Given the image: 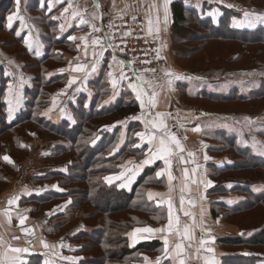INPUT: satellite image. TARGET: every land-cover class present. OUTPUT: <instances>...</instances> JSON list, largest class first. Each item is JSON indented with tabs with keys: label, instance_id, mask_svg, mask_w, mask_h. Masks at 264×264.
Here are the masks:
<instances>
[{
	"label": "crops",
	"instance_id": "obj_1",
	"mask_svg": "<svg viewBox=\"0 0 264 264\" xmlns=\"http://www.w3.org/2000/svg\"><path fill=\"white\" fill-rule=\"evenodd\" d=\"M189 1L191 0H169L167 23H165V0H20L19 16L23 18V24H21V21L15 18L17 14L16 0H0V34H5L10 40H13L12 44L7 46L4 43L6 41L0 40V88L2 89L1 96L5 102L0 107V113L5 118L7 117L8 121H13L19 113H22V104L27 98L25 93L29 92L33 84L31 71L35 65L27 70L26 61L22 60L21 55L29 53L30 63L32 60H38L49 46L43 42L42 37L55 36L56 39L65 37V44L55 49L61 62L57 67L47 72L45 78L50 80L54 77H61V84L49 95V99L47 98L48 102L40 113L41 118L54 125H60L63 122L74 123L72 107H75L76 99H80L84 108L89 106L93 93L92 83L99 75L101 68L105 66L104 80L109 86L110 93L102 100L99 109L113 105L121 95L126 93L139 106L138 112L104 128L110 133L114 129L119 130L117 148L125 142L129 123L134 121L140 123V128L136 133L146 131L142 120L135 119V117L143 116L144 119L150 121L155 118L157 113L165 114L168 130L179 138L184 151L176 150L175 154L169 158L172 181L168 180L167 171L160 177L155 174L159 186L149 187L146 191L147 201L156 208L164 210L166 216L165 222L153 229H163L164 231L152 234L137 233L133 237L131 234L135 229L141 228L137 227L127 234L131 248L144 242L158 241L162 245L161 254L153 259L142 256L141 262L137 264H157L158 259L159 264H179L181 260L184 264H207L209 260L215 261V264H224L223 259L229 253L217 244L218 238L228 235L243 236L244 234L238 227L225 222L220 214L216 218H212V200L208 196L210 191L213 195L218 194L219 196L213 201L227 207H234L245 200L242 191L231 190L235 187V184L232 183L224 185V195L215 194L216 183L210 178V166L215 165V167L221 168L225 162L221 155L213 153V150L220 148L221 144L214 142L212 137L217 132L227 130L228 128H223L227 125L223 126V124H226L225 121L232 117H215L182 101L179 97V85L189 83V90L197 91L195 84H197L198 78L191 80L185 75L173 57L169 39V29L172 23L170 6L172 2H181L184 7L197 12V8L186 3ZM217 1L228 2L230 0ZM96 5L99 7L97 8ZM242 7V11H247V6L246 8ZM73 13H79V15L74 17ZM9 16L14 17L11 28L8 27L7 18ZM135 16L141 18L146 37L157 45V49H159L157 56L163 61L160 70L139 75V83L127 78H120L121 73L124 74V63L120 64L119 62L123 60L115 53L113 46H108L110 43L113 45L116 23L124 18ZM80 19H84L86 22L80 24ZM158 19L159 23H157ZM93 24L100 28V31L94 32ZM150 27L151 33H149ZM157 28L159 29L158 33ZM70 36H76L77 40H70ZM81 37L87 38L89 45L87 55H85L84 48L85 40L80 39ZM25 39L28 40L27 45L24 42ZM93 39H99L103 41V44L94 47L91 45ZM94 50L97 53L95 57L93 56ZM93 63L96 64L95 71H91ZM77 65H86L85 70L83 72L71 71V68ZM166 71L187 78L173 80L169 86L167 81L171 77L165 75ZM109 72L112 73L111 77L108 75ZM70 79L75 80L71 86L68 84ZM114 79L116 80L115 87L112 83ZM131 84H135L137 90L149 95L155 91L157 93L156 107L149 109L147 105L149 96L144 95L142 98L145 101V108L142 110L136 92L130 87ZM53 100H55V104H53ZM8 101L12 102L11 117L9 116ZM216 121L217 123H215ZM148 127L151 128V125L149 124ZM196 128L199 131L193 130ZM136 133L133 138L136 139L139 148L144 149V159L138 164L133 158L127 159L118 173L104 178L107 184L122 183L125 186H130L133 177L142 170L143 166L157 163L159 168L156 173L167 169L160 159H155L154 162L147 165L143 164L145 159L152 160V155L159 146V140L153 141L152 144L146 140L142 142ZM159 135L161 133H157V136ZM99 139L100 136L97 135L94 144ZM55 145L50 138L29 132L17 143H10L12 152L5 149L2 154V161L8 163L3 160V157H10L12 163L9 164L16 163V168L13 175L3 178V187L0 189V256L7 253L9 257L15 258V264H26L31 255L39 256L41 264H70V255L76 251L73 246L68 244L67 239L83 230V225L79 220L81 211L72 217L69 199L45 209H37L34 204V199L43 194L64 193L54 179H44L49 173L67 172V163L57 162L54 159ZM189 153H193V155L189 156ZM185 171H187V176H185ZM129 181L131 182L129 183ZM208 181L212 182L211 187H205ZM257 190L251 189V192L255 193ZM149 192L158 195L149 199ZM13 198H16V202L10 205L8 201ZM169 201L172 205L173 231L171 232L168 230ZM5 212L8 215H5ZM185 213H189V215H185ZM57 216H61V218L54 221ZM21 217H26L23 225L19 223ZM177 219L179 225L176 224ZM55 223L56 225L61 223L64 227L63 230L54 233L53 224ZM185 226L189 229L191 239H182V236L175 232L176 227H179L183 233ZM29 229L31 232L27 231ZM165 238L168 239L167 253H165ZM202 239L208 242L201 245ZM44 243L48 244L47 248L44 247ZM177 243L183 246L178 256L175 250ZM9 248L27 249V251L13 253L8 251ZM208 248L213 251H207ZM247 254L246 249L237 252V255L247 256ZM145 257L148 258L147 261L144 259ZM79 259L75 258V261ZM257 264H264V262L261 261Z\"/></svg>",
	"mask_w": 264,
	"mask_h": 264
},
{
	"label": "trees",
	"instance_id": "obj_2",
	"mask_svg": "<svg viewBox=\"0 0 264 264\" xmlns=\"http://www.w3.org/2000/svg\"><path fill=\"white\" fill-rule=\"evenodd\" d=\"M239 1L248 7L247 11L250 13L263 14L264 0ZM170 8L172 23L169 39L173 57L191 80L195 73L200 72L201 65L219 66L231 73H240L247 70L243 67L251 65L249 63L253 60L264 58L263 28L240 31L230 25V19L240 17L242 11L221 8L222 16L216 26L208 19H202L195 10L184 7L181 2H172ZM42 38L49 46L38 60L30 63L29 53L21 55L22 60L26 61L27 70L35 65L31 71L33 84L29 92L25 93L27 98L23 101L22 113L13 121H8L0 113V189L3 187V178L13 175L16 168V163H5L1 158L5 149L12 152L10 143H17L29 132L48 137L56 144L54 159L57 162H66L67 172L49 173L44 179H54L64 193L34 197V204L37 209H45L69 199L72 217L81 211L79 220L83 230L67 239L68 244L76 249L70 255V264H137L141 262L142 256L153 259L161 254L162 245L158 241L144 242L131 248L127 234L137 227L156 228L165 222V211L156 208L146 198L149 187L159 186L155 179L159 165L155 163L143 166L133 177L130 186L121 187L122 183L109 185L104 180L106 176L118 173L127 159L133 158L137 164L144 159V149L136 147L137 142L133 138L140 128L139 122L134 121L127 125L125 142L118 148L119 130L114 129L110 133L104 129L138 112L137 102L126 93L113 105L99 109L102 100L110 93L104 80L106 67L103 66L92 83L93 93L89 106L84 108L80 99H76V105L72 107L74 123L54 125L45 121L40 113L45 108L49 95L61 84V77L47 80L45 74L61 62L55 49L65 44V37ZM232 66L235 68H231ZM178 91L182 101L215 117L256 119L264 116L262 83L246 96L235 94L233 90L228 94L200 90L193 92L189 90V83L179 85ZM1 92L0 88V107L5 103ZM209 105H229L231 109L222 111L223 109L210 108ZM224 134L217 132L212 137L214 142L219 141L221 144L213 153L221 155L225 161L221 168L215 165L209 168L210 178L216 183L215 194L224 195V185L232 183L235 187L231 190L242 191L245 200L234 207H227L215 203L213 200L219 195H213L210 191L208 196L212 200L211 216L214 219L220 214L225 222L238 227L244 234L220 237L217 244L229 253L223 259L224 264H257L264 261V188L255 193L249 192L247 188L253 182L249 176L261 173L264 179V157L235 143L234 138L226 141ZM97 135L100 139L94 144ZM261 183L264 185V182ZM59 218L61 216H57L54 221ZM63 228L61 223L53 224L54 233ZM242 249L248 251L247 256L237 255ZM75 258L80 259L75 261ZM41 262L39 256L31 255L26 264Z\"/></svg>",
	"mask_w": 264,
	"mask_h": 264
},
{
	"label": "rangeland",
	"instance_id": "obj_3",
	"mask_svg": "<svg viewBox=\"0 0 264 264\" xmlns=\"http://www.w3.org/2000/svg\"><path fill=\"white\" fill-rule=\"evenodd\" d=\"M186 3L197 8V12L199 16L202 17V19H208L212 25L216 26L219 24V20L222 16V12L220 11L221 8H225L226 10L227 8H231L235 11L240 12L243 10L242 6H245L237 0H230L228 2L217 0H191ZM202 4L204 5L202 6ZM244 12L245 11H242L240 17L230 19V25L232 28H235L240 31H254L260 28L264 29V23H261L259 21H256L254 24L249 26L248 20L252 19V17L245 18ZM262 12L264 14V4L262 6ZM0 40L6 41L4 42L6 46L12 44L13 41L10 40L5 34H0ZM257 61H261L262 63H257ZM249 64V66L244 67L243 65H241V68H247V70L240 73H235V71L231 73L226 68L220 69L219 66L210 65L207 67L201 65L200 72L195 73V77H193L192 80H196V78H198L196 80L197 84H195V87L197 88V90L203 92L228 94L231 90H233L235 94L246 96L249 92L256 90L261 83L262 85L264 84V58L262 60H253V62ZM231 68L235 67L232 66ZM208 107L213 109H223L222 111H226V109H231L229 108V105L227 107L223 105H209ZM234 109L239 108L234 107ZM225 122L226 124H223V126H227L223 128H228L224 131V139L226 141L227 139L234 138L235 143L245 146V148L247 147L255 155L264 157V116L256 119L232 117L231 119L226 120ZM215 123H217V121ZM217 143L220 142L217 141ZM221 143H223V141ZM252 177L249 176L250 181H253L252 184H250L251 186L247 188L249 192L251 191V189L261 190L262 188H264V185L261 183L264 182L261 173L253 174ZM252 225L255 224L252 223Z\"/></svg>",
	"mask_w": 264,
	"mask_h": 264
},
{
	"label": "snow or ice",
	"instance_id": "obj_4",
	"mask_svg": "<svg viewBox=\"0 0 264 264\" xmlns=\"http://www.w3.org/2000/svg\"><path fill=\"white\" fill-rule=\"evenodd\" d=\"M19 3H20V0H16L17 14H16L15 18L19 19L21 21V24H23V18L19 16ZM168 3H169V0H165V6H164V21H165V23H167V11H168L167 5H168ZM96 7L98 8L99 5H96ZM229 7H231V6H229ZM65 11H67V9H65ZM77 15H79V13H73L74 17L77 16ZM244 16H245V18L252 17V19L248 20L249 26L254 24L256 21L264 23V14L250 13L249 11H245L244 12ZM13 19H14L13 16H9L7 18L8 27L9 28L12 27ZM94 19H95V17H94ZM133 19H135V17H133ZM85 22L86 21L84 19H80V24H84ZM157 23H159V19L157 20ZM149 24H151V21H149ZM61 28L63 29V26H61ZM92 30L94 32H97V31H100V28H98L96 25L93 24L92 25ZM151 31H152V29L150 27L149 28V33H151ZM158 32H159V29L157 28V33ZM17 35H19V33H17ZM125 35H127V33H125ZM69 39L72 40V41H75V40H77V37L76 36H70ZM80 39L85 40L84 48H85V55H87V48L89 47V45L87 43V38L86 37H81ZM24 42H25L26 45L28 44V40L27 39H25ZM102 44H103V41H101L99 39H93L91 41V45L94 46V47L97 46V45H102ZM108 46L112 47L113 45L109 44ZM157 53H159V49H157ZM96 55H97V53L94 50L93 51V56L95 57ZM157 58H160V57L158 56ZM148 62L149 61H145V63H148ZM119 63L123 64L124 61H120ZM85 67H86V65H77L74 68H71V66H70L71 71H74V72H83L85 70ZM95 70H96V64L93 63L91 71H95ZM61 71H63V70H61ZM151 71H154V70H151ZM108 75L111 77L112 73L109 72ZM165 75L168 76V77H171V79H169L167 81L169 86H171V84L173 83V80H181V79H186L187 78V77H183V76L174 74L171 71H166ZM120 78L121 79L125 78L123 73H121V77ZM137 79L139 80L140 77H137ZM145 82L146 83H150L149 81H145ZM73 83H75L74 79H70L69 82H68L69 86H71V84H73ZM112 83H113V86L115 87L116 80L114 79L112 81ZM130 87H132L133 91L136 92V96H137V99L140 101V105H141V109L142 110L145 108V101L142 98L144 95H148L149 96L148 101H147V105H148L149 109L156 107V105H157V93L155 91L151 92V94L149 95L146 92H142L140 90H137L135 84H131ZM8 104H9V116L11 117L12 102L8 101ZM53 104H55V100H53ZM167 115L170 116L171 114H167ZM135 119H140L145 124L146 131H142V132L136 133V136L139 137L142 142L146 140L149 144H152L153 141H155L157 139L159 140V146L156 148L155 152L153 153L152 160L145 159L143 161V164H145V165L150 164V163L154 162L155 159L162 160L164 162V164L167 166V169H162L161 171H158L156 173V176L157 177L163 176L165 174V171H167L168 180L171 182L172 179H173V176H172V173L170 171L171 161H170L169 158L172 155L175 154L176 150H179L180 152L184 151L183 147L180 144L179 138L175 134L171 133L168 130V126H167V123H166V117H165V114H163V113H157L155 115V118L150 120V121L144 119L143 116L135 117ZM149 124L151 125V128L148 127ZM193 130L194 131H199L198 128L193 129ZM157 133H161V135L157 136ZM135 146L139 147V145H135ZM149 151H152V150L149 149ZM192 155H193V153H189V156H192ZM205 159H207V156H205ZM3 160L8 162V163H12V161L10 160V157H8V156H4ZM181 160H183L182 157H181ZM193 172H195V169H193ZM185 176H187V171H185ZM130 182L131 181H129V183ZM124 186L125 185H123V184L121 185V187H124ZM211 186H212V182L211 181H208L207 184L205 185V187H211ZM154 195H158V194H154V193L149 192L148 193L149 199H152L154 197ZM15 202H16V198H13V199L8 201V203L10 205L15 203ZM181 203H183V200H181ZM171 208H172L171 201H169V223H168L169 232L173 231V221H172V216H171ZM4 214L8 215L7 212H5ZM185 215H189V213H185ZM25 219H26V217H21L20 220H19V223L21 225H23ZM176 224L179 225V220L178 219L176 220ZM27 231L31 232L30 229L27 230ZM162 231H164V230L163 229H153L151 227H144V228L135 229V231L131 235L133 237H135L137 233H149V234H152V233H155V232H162ZM175 232H176L177 235H181L182 239H191V235L189 234V229H188L187 226L184 227L183 233H181L179 227H176ZM16 238L18 239V237H16ZM207 242L208 241L203 240V239L200 241L201 245H204ZM164 245H165V253H167L168 252V239H166V238L164 239ZM44 247L47 248L48 244L44 243ZM182 247L183 246L180 243H177L175 245V250H176V255L177 256L180 255ZM8 251L9 252H13V253H18V252H21V251H27V249L9 248ZM207 251L211 252L213 250L211 248H208ZM144 259L146 261L148 260L147 257H145ZM0 264H15V258L14 257H9L7 255V253H5L2 256H0ZM157 264H159V259L157 260ZM179 264H184L183 260H181L179 262ZM207 264H215V261L209 260V261H207Z\"/></svg>",
	"mask_w": 264,
	"mask_h": 264
},
{
	"label": "built area",
	"instance_id": "obj_5",
	"mask_svg": "<svg viewBox=\"0 0 264 264\" xmlns=\"http://www.w3.org/2000/svg\"><path fill=\"white\" fill-rule=\"evenodd\" d=\"M115 31L113 50L124 61L125 78L139 83V75L162 68L163 61L157 58V45L146 37L140 17L118 21Z\"/></svg>",
	"mask_w": 264,
	"mask_h": 264
}]
</instances>
